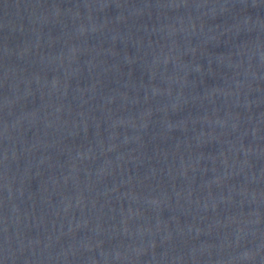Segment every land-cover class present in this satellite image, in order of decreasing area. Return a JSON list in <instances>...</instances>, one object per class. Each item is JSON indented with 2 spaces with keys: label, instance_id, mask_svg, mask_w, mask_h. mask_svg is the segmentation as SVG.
<instances>
[{
  "label": "water",
  "instance_id": "obj_1",
  "mask_svg": "<svg viewBox=\"0 0 264 264\" xmlns=\"http://www.w3.org/2000/svg\"><path fill=\"white\" fill-rule=\"evenodd\" d=\"M0 264H264V0H0Z\"/></svg>",
  "mask_w": 264,
  "mask_h": 264
}]
</instances>
